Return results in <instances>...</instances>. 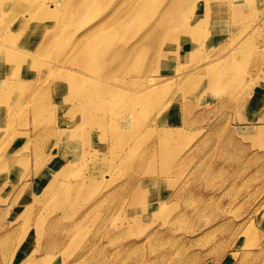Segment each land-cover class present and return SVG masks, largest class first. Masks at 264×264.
<instances>
[{"label": "rangeland", "instance_id": "obj_1", "mask_svg": "<svg viewBox=\"0 0 264 264\" xmlns=\"http://www.w3.org/2000/svg\"><path fill=\"white\" fill-rule=\"evenodd\" d=\"M39 3L1 14L0 32ZM116 5L129 22L114 46L143 40L98 88L123 81L139 106L112 98L116 116L68 144L77 79L54 55L71 43L30 60L34 82L4 91L0 76V264H264V0H97L81 21ZM68 163L86 186L50 207L44 188Z\"/></svg>", "mask_w": 264, "mask_h": 264}, {"label": "bare ground", "instance_id": "obj_2", "mask_svg": "<svg viewBox=\"0 0 264 264\" xmlns=\"http://www.w3.org/2000/svg\"><path fill=\"white\" fill-rule=\"evenodd\" d=\"M20 1L24 0H0V15L11 14L17 9L16 5ZM96 3L97 0H74V10H61L66 6L67 0H42V3L35 6L25 5L20 11L23 17L20 19L9 17L6 22L7 25L0 32V68L3 65L0 76L4 81V85H2L4 91H10L13 88L12 83L19 81L16 80L17 76H25L24 73L26 72H34L36 74L37 69L35 67L34 70L30 60L42 55L46 47L54 45L60 39L71 43L68 48L61 52L58 51L54 55L55 58L59 56L61 61L64 62L63 64H68L63 66L62 69L65 70L63 72L64 77L69 73L75 74L77 79L74 86L67 82L71 103L74 104L73 109L66 114L67 119L75 120L77 117L79 119L78 124L64 130V136L61 140L66 141L68 144L72 140L78 139L79 136L77 134L80 133L86 123H101V121H107L116 116L115 107L117 105L115 106V104L117 102L112 100V98L120 97L128 109H132L135 105L139 106L141 98H143V94L140 95L129 91L128 86L123 85V81L120 87L109 89V92L103 88L99 91L98 83L100 84L101 82L100 78L107 79L113 72L117 73L124 68L136 56V53L133 56L134 49L137 43L142 42L143 38L139 41L136 40L132 45L130 39L119 46H114L113 40L109 35L115 32L118 25L129 22L126 16L116 13L117 5L108 10L107 14H104L97 21L86 27V22L81 21L82 18L86 17L81 16L86 14V10L94 7ZM137 10V8L132 9V11ZM120 17L122 18L119 20ZM29 31L32 32L31 37L29 35L24 39V35ZM21 33L23 35L20 38ZM95 36L101 40H89V38ZM35 38L38 44L32 46ZM20 39V43L24 42V45L20 44V50H13L12 53L17 55L10 57L9 48L5 47V45L16 44L15 42ZM83 40L84 42L82 43ZM27 46L31 47L27 48ZM99 66H103V68L101 69ZM19 70L21 71L18 72ZM35 77L36 75L33 74L29 77L30 80L27 81L34 82ZM27 81H25L26 83L22 81L25 84H22L20 88L24 87ZM70 91H74L75 95L72 96ZM81 112L86 114V118H82ZM76 115L78 116L75 117ZM112 132L117 133L115 129H112ZM69 154H71L73 159H76L73 152L70 151ZM78 155L85 156L82 151H79ZM67 165L68 167L57 173L62 177L54 176L44 188L43 192L48 197L50 207L58 201H61L60 203H68L71 198L78 196L81 189L86 186L84 181L82 182L81 179H78L77 172L70 170V164L68 163ZM0 169L2 170L3 168ZM67 175L75 179L73 183H67L63 180ZM77 228L79 229V227ZM33 261L32 257L27 256L19 264H31Z\"/></svg>", "mask_w": 264, "mask_h": 264}]
</instances>
